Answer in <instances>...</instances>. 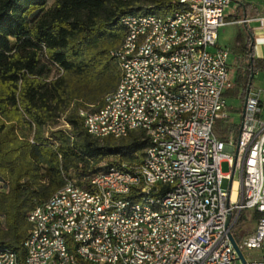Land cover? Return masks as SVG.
Instances as JSON below:
<instances>
[{
    "label": "trees",
    "instance_id": "16d2710c",
    "mask_svg": "<svg viewBox=\"0 0 264 264\" xmlns=\"http://www.w3.org/2000/svg\"><path fill=\"white\" fill-rule=\"evenodd\" d=\"M238 3L246 16V4ZM180 9L179 0H0V248L20 262L33 230L31 210L67 179L82 184V177L99 170L141 162L146 143L139 133L92 137L79 111L100 107L118 82L112 52L125 35L121 19ZM242 25L229 46L242 66L231 92L240 90L243 100L264 59L253 55V34ZM238 128L218 120L213 131L223 139ZM258 216L254 211L247 222ZM240 218L232 229L236 241Z\"/></svg>",
    "mask_w": 264,
    "mask_h": 264
},
{
    "label": "built area",
    "instance_id": "2783aa9c",
    "mask_svg": "<svg viewBox=\"0 0 264 264\" xmlns=\"http://www.w3.org/2000/svg\"><path fill=\"white\" fill-rule=\"evenodd\" d=\"M238 1L179 0L187 11V18L183 19L187 24L186 47L166 50V61L171 60V57H178L186 65L184 84H192L193 91L200 98L199 112L194 113L191 118H183L179 126L168 127L166 117L178 110L182 101L161 100L150 91L152 78H159V84L170 87L168 74L156 69L154 74L145 73L144 61L150 53L144 58H135L138 61L139 76L129 75L130 88H137V93L147 92L145 101H151V108H144L143 103L145 117L152 109H165V116L156 136L146 140L155 142V154H160L162 159L163 156H170V163H163V169H158V174H151V168L133 160V174L99 170L82 177V181L97 180L101 190H108L109 202L100 204L99 199L88 198L90 207L77 215L79 226L69 235L75 242L78 264H87L82 245H98L101 248V240L96 243L88 242L90 232L109 233L112 239V235H124V229H128V225H136L134 237L127 238V243H114V249H109L112 251L110 264H118V259H126L128 264H148L155 255L151 254V244H144V237L154 239L165 234H155L154 228L148 226L143 218L117 214L115 206L110 205V196H121L123 206H128L124 204V197L133 194H127V189L122 187V180H135V171H142L145 177L157 180L158 191L152 193L175 222L177 243H168L163 250H159L164 254L162 264H264V259L247 260L243 254L244 250L259 248L264 240V120L259 117L264 91L251 90L244 96L235 139L232 132L220 139L213 131L216 121L228 117L224 93L234 85L229 50L217 44L218 30L229 23H246L252 20L264 22V16L229 21L228 9ZM167 26H172V23H167ZM161 28L159 27V31ZM125 30L123 44L132 34H137V29L125 26ZM129 100L130 91H122L111 103L116 111V123L111 127L122 125V119H129V124L137 123L138 120H130L131 112H122V105L128 104ZM81 118L82 121L92 122L93 119L103 120V113H98L97 107H94L90 111V120H83V114ZM144 151L147 152V148ZM222 161L228 164L229 170L226 173L221 172ZM166 174H173L171 189H162V180L166 179ZM235 174L238 175L237 179H233ZM224 179L228 180L227 188L222 187ZM235 182L237 186L233 198ZM145 191L149 192L147 189ZM79 194L87 193H81L78 186L77 189H70L67 182L59 188L57 198L67 199L64 213L71 209L74 195ZM134 194H137L136 190ZM245 209H251L259 213V216L252 222L251 231L242 234L239 241L234 239L244 257L243 262L229 235L233 236L232 229ZM47 212L49 210L45 212L43 220H36L39 239H42ZM30 216L36 218L35 207ZM106 219H113V226H106ZM53 252L63 262L65 257L60 244H55ZM136 255H143L144 263H135ZM23 260L28 263L25 256ZM0 264H9V258L2 253Z\"/></svg>",
    "mask_w": 264,
    "mask_h": 264
},
{
    "label": "bare ground",
    "instance_id": "6f19581e",
    "mask_svg": "<svg viewBox=\"0 0 264 264\" xmlns=\"http://www.w3.org/2000/svg\"><path fill=\"white\" fill-rule=\"evenodd\" d=\"M184 18H187V11L180 9L167 15L129 14L121 19L124 26L137 29V34H132L125 44L122 40L112 52L119 68V78L114 89L104 96L101 106L97 108L98 113H103V120L83 121L85 130L92 137L99 139L106 136L119 139L132 131L139 133L140 139L146 143L144 149L147 148V152L143 150L142 160L138 163L143 164L146 168H151V174H158V169H163V163H170V156H163L162 159L160 154H155V142L146 140L156 136V131L159 130L165 116V109H152L145 117L143 103L144 108H151V101H145L147 92L137 93V88H130L129 75L130 77L139 76L138 61L135 58H144L150 53L144 61L145 73L154 74L155 69L166 72L171 87L170 89L167 85L159 84V78H152L150 91L161 100L182 101V105H178V110H174L172 115L166 117L167 126L177 127L183 118H191L194 113L199 112V96L193 91L192 84H184L186 65L180 62L178 57H171V60L166 61V50L186 47L187 24L183 21ZM167 23H172V26H167ZM159 27H162L160 31ZM173 90H179L181 93ZM122 91H130V100L128 104L122 105V112H131L130 120L138 121L135 124H129V119H122V125L111 127L116 123V111L111 103ZM90 111L81 109L79 115L83 114V120H90ZM122 167V169L109 168L108 171H105L133 174L132 164H123ZM65 182L70 184V189H77L78 186L81 193L87 194L74 195L72 207L67 210V213H64L66 212L67 199L57 198L59 189L46 201L35 207L36 218L29 215V220L33 223V230L23 243L28 263L24 260L20 262L21 260L19 261L13 251L0 248V253L9 258V264H78L75 242L69 235L73 234L79 226L77 215L81 210L90 207L88 198L99 199L100 204H108L109 191L101 190L100 183L94 179H86V181H82V184L76 183L73 179H67ZM236 186L235 182L233 198ZM122 187L127 189V194H133L124 197V204L128 206H123V197L121 196H110V205L115 206L117 214L143 218L148 226L154 228L155 234H165L154 237V239L144 237V244H151V254H155L148 264H162L164 254L159 250H163L168 243H177V229L172 216L152 193L158 191L157 180L145 177V173L142 171H135V180L132 178L123 179ZM172 187L173 174H166V179L162 180V189H171ZM145 189L149 192H146ZM134 190L137 191V194H134ZM47 210L49 212H47L42 239H39L36 220H43ZM106 226H113V219H106ZM134 232H136V225H128V229H124V235H112V239L109 233L90 232L88 242L96 243L97 240H101V248L98 245H82L86 263L110 264L112 251L109 249H114V243H127V238H133ZM55 244H60L63 249L65 257L63 262L61 258H56V252H53ZM135 263H144V256L136 255ZM118 264H128V262L126 259H118Z\"/></svg>",
    "mask_w": 264,
    "mask_h": 264
},
{
    "label": "crops",
    "instance_id": "0c3cea01",
    "mask_svg": "<svg viewBox=\"0 0 264 264\" xmlns=\"http://www.w3.org/2000/svg\"><path fill=\"white\" fill-rule=\"evenodd\" d=\"M241 1L246 4V8H247L246 16L244 14L240 15V13L242 12L240 8V4L238 2H235L234 4L230 6L227 12V19L229 21H237L243 18L256 19L257 17L264 16V0H241ZM229 24L235 26L234 33L232 34L230 41L221 46H225L228 48L229 57L232 55V60H229V64L233 70V80H234L237 69L241 68L242 66L238 60L240 55L233 53L229 45L233 41L236 31L242 28L243 23L236 22V23H229ZM229 24H226V25H229ZM245 24L248 28H250L253 34V55L255 57L264 59V22H261L258 20H252L250 22H246ZM217 36H218V33H217ZM217 44L220 45L218 42ZM260 73H264V70L255 72L252 79H254V76L260 75ZM252 84H253V80L251 82V87L247 90V92H250L251 90L259 89L258 87H255ZM232 88L233 86L230 89L226 90L224 93V96L226 97L227 95L235 94L242 107L243 100L241 97V91L239 90L236 93H232L231 92ZM259 90L264 91V89H259ZM260 98L262 99V94H260ZM259 117L262 120H264V102L260 103ZM225 121L228 123V119H225ZM229 124H234V123H229ZM229 132H232V131H229Z\"/></svg>",
    "mask_w": 264,
    "mask_h": 264
},
{
    "label": "rangeland",
    "instance_id": "374dc122",
    "mask_svg": "<svg viewBox=\"0 0 264 264\" xmlns=\"http://www.w3.org/2000/svg\"><path fill=\"white\" fill-rule=\"evenodd\" d=\"M49 2H51V0H49ZM234 29H235V26L231 25V24L219 28L218 36H217V42L220 45H224L227 42H229L231 37H232V34L234 33ZM229 58H230L229 60H232V55ZM252 80H253V84H252L253 86L258 87L259 89H264V73H260V75L254 76V79H252ZM225 100H226V110H227V115H228V117H227L228 124L229 123L238 124L239 120H240L239 114L241 112V104H240L238 98L236 97L235 94H230V95H227L225 97ZM85 108L86 109H93L94 107L86 106ZM59 123L66 130L69 129L68 125H66L62 119L59 120ZM228 133H229V131H227L225 133V135H227ZM236 136H237L236 133H234L233 134L234 139L236 138ZM104 164H105V162H101V163L93 166V168H97L99 166H104ZM220 169H221V172H223V173L228 172L229 168H228V164L226 161H222L220 163ZM237 178H238V175L235 174L233 176V179H237ZM71 179H73L77 183L75 177H72ZM227 186H228V180L224 179L222 182V187L227 188ZM252 213H253V210H251V209H245L240 213V217H241L240 222L244 223V224L241 226L240 225L238 226L239 227L238 228L239 233L245 234V233H248L249 231H251V229L253 227V223L251 221H249V222H247V221L250 220ZM243 254L247 260H262V259H264V240H262L261 246L259 248L244 250Z\"/></svg>",
    "mask_w": 264,
    "mask_h": 264
},
{
    "label": "water",
    "instance_id": "95a60500",
    "mask_svg": "<svg viewBox=\"0 0 264 264\" xmlns=\"http://www.w3.org/2000/svg\"><path fill=\"white\" fill-rule=\"evenodd\" d=\"M229 237H230V240H231V243H232L233 247L235 248V250H236V252L238 254L239 259L244 262V257L242 255V253L240 252V250L237 248V245H236V242H235L233 236L230 234Z\"/></svg>",
    "mask_w": 264,
    "mask_h": 264
}]
</instances>
